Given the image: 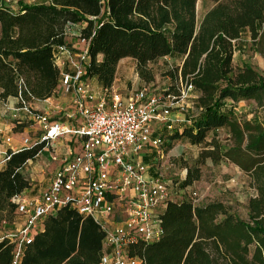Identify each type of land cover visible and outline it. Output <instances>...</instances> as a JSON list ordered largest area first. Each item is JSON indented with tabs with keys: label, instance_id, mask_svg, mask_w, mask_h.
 <instances>
[{
	"label": "trees",
	"instance_id": "trees-1",
	"mask_svg": "<svg viewBox=\"0 0 264 264\" xmlns=\"http://www.w3.org/2000/svg\"><path fill=\"white\" fill-rule=\"evenodd\" d=\"M198 1L35 0L19 3L17 10L0 6V101L16 98L22 108L52 97L60 73L53 54L59 46L70 48L74 26L88 41L86 75L102 87L112 86L122 59H133L138 78L148 84L154 80L151 63L178 58L166 72L168 93L177 94L180 83L191 85L199 114L169 137L168 147L182 139L202 145L201 163L236 166L254 195L247 200L246 219L216 201L167 202L159 217L160 239L133 244L128 254L141 264H264V121L239 119L228 106H264V76L233 61L245 31L254 52L264 56V0H213L201 19ZM221 129L227 130V148L214 135ZM45 147L41 142L7 152L0 171V226L14 223V200L31 188L21 171ZM199 179L200 169L187 167L181 187ZM42 225L19 264H99L104 233L91 218L62 207ZM13 252L9 240H0V264H12Z\"/></svg>",
	"mask_w": 264,
	"mask_h": 264
},
{
	"label": "built area",
	"instance_id": "built-area-1",
	"mask_svg": "<svg viewBox=\"0 0 264 264\" xmlns=\"http://www.w3.org/2000/svg\"><path fill=\"white\" fill-rule=\"evenodd\" d=\"M79 28L71 27L69 35L80 48L59 46L53 60L60 72L58 86L72 94L65 114L80 124L67 127L46 114L32 117L40 127V138L34 144L74 136L79 149L59 160L50 185L38 197L14 200L16 218L22 220L0 237L14 245L12 264H19L23 248L40 232L45 218L62 207L91 218L104 233L99 264H141L139 258L129 256L128 249L160 239V214L167 202H173L167 184L150 176L142 157L152 150L158 156L163 153L166 141L162 134L173 130L168 123L172 111H187L193 87L180 83L177 94L166 88L160 95L147 87L126 96L112 87L94 90L86 75L88 41L79 37ZM63 55H67V63L61 59Z\"/></svg>",
	"mask_w": 264,
	"mask_h": 264
},
{
	"label": "rangeland",
	"instance_id": "rangeland-1",
	"mask_svg": "<svg viewBox=\"0 0 264 264\" xmlns=\"http://www.w3.org/2000/svg\"><path fill=\"white\" fill-rule=\"evenodd\" d=\"M34 1L35 0H0V6L9 10H17L19 3L32 4ZM213 6V0H199L196 5L197 18L201 19ZM233 61L238 66H250L264 76V56L254 52L247 31L243 32L240 39L236 42ZM126 62L127 64L125 66L128 69V73L132 76L131 81L127 85L128 91L139 89L140 87H133L135 81H141L136 76L134 60L128 58ZM179 62L180 60L178 58L171 57L160 59L149 65L154 75V80L148 84L151 86L149 87L150 89L155 90V94H162L163 90L170 86V80L166 76V72L179 64ZM137 78L140 81H137ZM141 82L144 83L143 81ZM232 112L239 119L258 122L264 121V106L258 107L251 101L234 103L232 105ZM180 114L189 115V112H181L179 109H173L168 122L173 130L166 133L163 132L162 134L163 139L166 141L163 153L156 156L154 155V152H156L155 150L147 151L143 163L148 166L153 177L160 178L167 184L172 201H190L194 205H202L216 201L224 204L230 212L238 218L246 219L247 200L254 195V190L250 187L248 178L236 166L226 163L213 164L209 160L201 163L199 154L203 146L193 145L184 139L172 141L170 143L171 146L168 147L169 137L175 132H180L183 129L182 124L177 125L178 122L174 119V116ZM10 123L13 125L10 127L9 131L18 134L20 141L27 138L28 143L26 145L22 143L23 146L29 147L33 144L32 142L35 141L38 134H40L39 130L33 133V124L23 119H17L15 117ZM25 128L27 133L22 134ZM9 131L8 137L10 136ZM214 135L219 139L222 148H227L229 146V142L226 141V129H221L215 132ZM210 137H208L207 140H209ZM1 140L0 138V141ZM44 154L43 156H47L48 152ZM187 167H198L200 169V179L194 182L190 187L183 188L181 187V182L186 176ZM30 168L31 167H26L25 169L27 170ZM42 170L43 171H39V174L43 175L44 179L50 180L51 173H46L44 167ZM33 185V191L27 194V196L38 197L47 188L43 181H35ZM15 227L16 226L12 224L0 226V237L13 231Z\"/></svg>",
	"mask_w": 264,
	"mask_h": 264
},
{
	"label": "crops",
	"instance_id": "crops-1",
	"mask_svg": "<svg viewBox=\"0 0 264 264\" xmlns=\"http://www.w3.org/2000/svg\"><path fill=\"white\" fill-rule=\"evenodd\" d=\"M68 41L69 44L71 45L70 46L71 49L73 48V50L74 49L76 50L80 48V44H78L76 39H72L71 37H69ZM61 59L66 63L69 61L67 55L61 56ZM126 59L128 58L119 61L116 68L115 79L111 87L118 90L123 96H126L127 94L137 91L143 87H147V88L151 87L149 86V84L142 83L137 78L138 79L137 81L140 82L135 81L133 87L135 86L137 88L139 87L140 88L136 90L128 91L127 85L131 81L132 76L130 73H128V69L125 66L127 64ZM88 81L91 87L94 88V90H100L102 88V86L96 81L95 78H88ZM150 90L153 93H155V90L153 89ZM197 97H198V93L196 91H192L189 95V98L186 101L187 104L186 106L188 110L186 112H189V115L180 114L174 116V119L178 122L177 125L182 124V128L188 126L192 122V120H194L199 114V110L195 106ZM71 101H72V94L70 93L65 94L60 89L59 86L57 87L56 91L54 92L51 98L44 101H32L22 108H19L18 100L16 98H9L6 101H0V138L2 139L0 141V171L4 168L5 165L4 159L8 151L17 152L21 149L28 148L26 146H23L22 144L23 141H20L18 134L16 133L14 134L12 131H9L10 127H12L13 125L10 123V121L12 122V120L16 117L17 119H23L26 122H30L31 124H33L32 131L34 133L37 130L40 131V127L38 124L32 121L33 114H46L49 116L51 121H57L67 127H77L80 124V120L69 119L65 114L66 112H68L66 110L70 106ZM232 105L233 104H228V106H230L231 108ZM8 131L10 133L9 137H8ZM26 133L27 130L25 128L23 129L22 134H26ZM39 138H40V134H38L37 138L32 143L34 144L35 142H37ZM78 149H79L78 140L74 136L61 137L55 141L47 143L46 147L41 151V153H39V155L35 159L27 162L21 171L24 177H26L31 183V188L26 190L21 196L27 198H33L27 196V194L33 191V186H34L33 183L35 181L37 182L43 181L45 186L48 187L50 185L54 172L59 166V160L65 157L66 155H68L70 152H74V153L77 152ZM46 152H48V155L43 156L45 155L44 153ZM154 155L157 156L156 153H154ZM54 156L58 158L57 161L53 160ZM144 158L145 155H143L142 161H145ZM26 167H31V168L26 170L25 169ZM43 167L46 173L47 172L51 173L50 180L44 179V176L39 174V171H43L42 170ZM150 176L153 177L151 173ZM21 220L22 219L20 217H17L12 225H15L16 226L15 228H17ZM42 229H43V225L40 227V231H42Z\"/></svg>",
	"mask_w": 264,
	"mask_h": 264
}]
</instances>
